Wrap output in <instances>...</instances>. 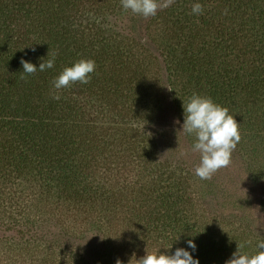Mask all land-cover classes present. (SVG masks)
Listing matches in <instances>:
<instances>
[{"label": "rangeland", "instance_id": "rangeland-1", "mask_svg": "<svg viewBox=\"0 0 264 264\" xmlns=\"http://www.w3.org/2000/svg\"><path fill=\"white\" fill-rule=\"evenodd\" d=\"M94 2L82 1L65 22L84 32V42L94 41L90 50L95 52H76L73 46L69 52L76 60L91 58L97 65L103 63L101 48L114 50L116 43L132 46L133 56L126 54L127 49L122 52L129 57L123 60L124 74L138 83L136 91L123 103L114 94L101 100L98 93L103 94V88L97 90L96 82L81 86L84 94L79 100L93 119L99 115L95 121H101L110 136L89 174L76 182L88 183L77 188L82 198L73 201L54 181L46 183L51 192L46 189L40 195L45 186L35 182L34 172L25 180L19 178L21 182L0 183V264H116L117 260L136 264L145 252L166 251L178 235L179 243L173 241L167 251L181 246L182 231L191 229L202 243L216 238L233 250L245 243L244 251L253 253L256 242L264 240V154L250 129L239 127L240 141L230 165L205 180L195 175L199 153L192 151L194 137L181 130L182 102L192 92L174 71V39L164 31L167 12L159 13L166 9L170 13L175 2L189 8L191 0H174L147 18L123 10L117 2L113 7ZM35 20L16 19L13 29H20L29 41L46 44L49 31L40 29L47 21L40 15ZM35 24H40V36L31 35L30 25ZM109 64L112 60L104 65ZM109 158L122 159L127 167L110 174L104 171L105 166L111 168ZM194 255L198 258L196 251ZM223 258L209 259L207 264H225Z\"/></svg>", "mask_w": 264, "mask_h": 264}, {"label": "trees", "instance_id": "trees-1", "mask_svg": "<svg viewBox=\"0 0 264 264\" xmlns=\"http://www.w3.org/2000/svg\"><path fill=\"white\" fill-rule=\"evenodd\" d=\"M82 1L0 0V183L7 179L21 182L34 172L38 178L35 182L45 186L40 195L46 194V189L51 192L52 186L46 183L54 181L73 201L81 197L77 188L88 186L86 182H76L89 174L96 155L103 153L98 150L110 140L101 121H95L99 115L93 119L82 99L79 100L84 94L82 84L77 82L59 90L51 86L63 67L76 60L75 54L69 52L70 46L76 52L92 55L95 52L90 50L94 41L88 43L86 39L85 43L84 32L65 22L68 15L83 5ZM95 1L99 6L109 3V7L120 3ZM194 2L191 0L189 8L175 2L170 13L167 9L159 13L162 16L167 12L164 31L174 39L173 49L177 53L173 57L174 71L186 80L184 88L211 97L233 114L239 127L246 130L244 126L248 127L252 140L264 154V0H199L204 9L201 15L191 13ZM39 15L47 21L40 30L47 28L51 37L46 44L29 41L23 38L20 29H13L12 21L24 18L37 21ZM31 25V35L38 34L40 24ZM116 44L114 50L109 46L101 48L103 63L97 62L90 80L97 83V90L103 88V94L97 92L101 100L104 95L114 94L124 103L129 93H135L138 83L124 74L127 66L123 60L129 57L122 50L127 49L126 54L131 55L136 49ZM53 55L56 59L52 69L31 75L22 73V58L38 65ZM110 60L112 64L104 65ZM54 91L59 94L58 100L52 98ZM86 93H91V88ZM109 164L111 168L105 166L104 171L109 170L110 174L127 167L122 159L112 158ZM73 183L76 186H71ZM182 234L181 246L186 247L189 237L194 240L200 264H207L209 259L214 262L218 256L224 257L221 262L226 261L235 251L224 244L229 248L223 252L221 240L215 242L216 238L202 243L192 229Z\"/></svg>", "mask_w": 264, "mask_h": 264}, {"label": "clouds", "instance_id": "clouds-1", "mask_svg": "<svg viewBox=\"0 0 264 264\" xmlns=\"http://www.w3.org/2000/svg\"><path fill=\"white\" fill-rule=\"evenodd\" d=\"M119 2L123 10L147 18L155 16L158 9L170 6L174 0H165L163 3L161 0H119ZM203 11L202 4L199 0H195L191 13L201 15ZM55 59L53 55L34 65L22 58L20 61L22 73L31 75L37 71L44 72L52 69ZM95 68V61L91 58L73 61L54 77L51 81L52 89L68 88L77 82L82 85L87 84ZM52 98L57 100L60 98L57 91L52 93ZM182 114L181 130L194 137L192 151L199 153L195 175L202 180L210 179L219 169L230 165L232 152L240 141L239 124L226 107L214 102L209 96L195 92L182 102ZM179 240L178 235L173 241L179 243ZM172 242L164 248L166 251L162 252L161 248H157L152 252H145L143 256L136 259V264H199L198 258L194 255L196 244L193 239L189 238L185 241L186 247L177 246L169 252L167 250L172 249ZM244 248L245 243L237 245L225 264H264V240L256 242L253 253L244 251ZM116 264H120V261L117 260Z\"/></svg>", "mask_w": 264, "mask_h": 264}]
</instances>
